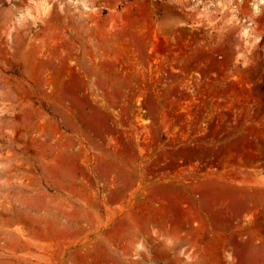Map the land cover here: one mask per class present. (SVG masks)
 <instances>
[{
    "label": "rangeland",
    "instance_id": "1",
    "mask_svg": "<svg viewBox=\"0 0 264 264\" xmlns=\"http://www.w3.org/2000/svg\"><path fill=\"white\" fill-rule=\"evenodd\" d=\"M225 182L264 264V0H0V264H198Z\"/></svg>",
    "mask_w": 264,
    "mask_h": 264
},
{
    "label": "crops",
    "instance_id": "2",
    "mask_svg": "<svg viewBox=\"0 0 264 264\" xmlns=\"http://www.w3.org/2000/svg\"><path fill=\"white\" fill-rule=\"evenodd\" d=\"M255 190L263 193V186L253 189L225 182L221 186L207 187L204 192L203 220L217 235L209 236L203 245L198 264H250V255L241 252L243 242L231 232L243 212L254 209ZM244 244L251 246L252 241H245ZM226 249L231 250V259L227 262L223 259V250ZM261 257L264 258V254Z\"/></svg>",
    "mask_w": 264,
    "mask_h": 264
}]
</instances>
